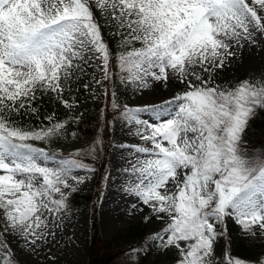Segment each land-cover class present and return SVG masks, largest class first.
<instances>
[{
    "label": "snow or ice",
    "instance_id": "snow-or-ice-1",
    "mask_svg": "<svg viewBox=\"0 0 264 264\" xmlns=\"http://www.w3.org/2000/svg\"><path fill=\"white\" fill-rule=\"evenodd\" d=\"M97 11L118 38L115 58ZM258 39L264 0H0V264H20L9 238L20 256L57 243L71 213L69 196L89 178L76 173L95 171L81 154L96 152L99 140L67 156L35 143L66 139V125L78 115L22 122L45 96L71 112L76 102L65 93L94 64L100 76L92 83L105 96L104 81L115 75L136 94L160 97L121 107L111 92V108L145 142L133 146L136 158L121 172L120 190L133 198L127 215L147 207L142 221L163 225L132 257L155 249L174 252L176 264H248L231 255L230 243L222 255L216 245L227 218L240 225L242 238L264 241V153L247 152L243 140L264 111V73L222 84L216 76Z\"/></svg>",
    "mask_w": 264,
    "mask_h": 264
},
{
    "label": "rangeland",
    "instance_id": "rangeland-1",
    "mask_svg": "<svg viewBox=\"0 0 264 264\" xmlns=\"http://www.w3.org/2000/svg\"><path fill=\"white\" fill-rule=\"evenodd\" d=\"M95 15L97 21L102 25V35L108 41L115 58L121 50L118 45V38L113 37L108 27L104 26V19L98 11ZM112 71L113 73L118 71L114 59ZM219 73L221 74V84L228 81H238L250 74L264 73V40L258 39V42L252 46L245 45L238 52L232 66L219 71ZM93 76L97 79L100 76V73L95 70V64L93 67L87 68V75L81 77L73 85L70 93H65L67 99L76 102L71 112L55 99L45 96L33 105L34 107L39 105L38 113L22 118L23 123L38 126L41 122L47 124L48 121L44 118L53 112L57 121L67 120L70 115H78L80 117L77 123L69 122L66 125L68 132L66 139H59L53 143H35L38 147H44L54 155L63 154L67 156L77 149H84L99 140L96 152L81 154L84 162L94 168L95 171L85 173L83 170H79L76 173L77 175H87L89 177L79 186V191L85 195H91L93 199H83L76 206L70 207L71 213L69 219L65 222L66 228L59 234L57 243L43 246L37 253L30 256H20L18 255L16 240L9 238L8 242L13 250L17 251V258L20 264H88V253L92 236V210L96 205L98 207L96 211L100 226L98 236L101 239L103 251L115 254L114 259L109 264H133L134 259H139L140 264H176L177 256L171 251L163 254L153 249L149 253H142L139 257H132L131 255L133 248H138L144 244L148 237L160 231L163 225L161 221L155 219L150 223L142 221L141 217L149 211L147 207H144L142 212L134 213L131 217L127 215L133 198L125 195L120 190L121 181L125 179L121 172L123 167H131V164L125 163L127 159L131 158L134 160L136 158L137 154L134 153L133 146H140L145 142L134 134V125H125L119 116L118 110H116L113 118L109 121L111 135L109 134L106 138L102 135V126L105 125L102 120L107 96L104 94L105 89L103 87H98L92 83ZM85 83L89 84L88 89L82 87ZM104 84L107 85L109 93H116L117 103L121 107L125 104L135 107L160 98L158 94H153L150 90L145 91L143 95H139L131 91V89L124 88L115 75L112 81H104ZM173 87L178 88L180 85H174ZM169 94L168 92L163 93V95ZM150 115V113L142 114L145 118ZM250 122L248 127H250ZM73 131L77 134L74 138L71 136ZM249 131L253 136L258 133L254 128H250ZM249 131L248 129L245 130L243 137L244 146L247 145L245 138L251 135ZM105 141L110 149L108 162L105 164L106 166L104 165V174L101 176L99 172L102 171V166L98 162L104 157ZM120 145H125L126 147H120ZM96 156L101 157L99 160L94 161L93 159ZM97 182H100V185ZM140 229L144 231L141 239L135 237L136 232L138 230L140 232ZM225 244L226 241L224 242L222 238L217 241V255H222ZM20 248H23V243L20 244ZM236 257L247 261L248 264H256L258 257L264 258V246L257 249L252 254V257L247 254L236 255Z\"/></svg>",
    "mask_w": 264,
    "mask_h": 264
},
{
    "label": "trees",
    "instance_id": "trees-1",
    "mask_svg": "<svg viewBox=\"0 0 264 264\" xmlns=\"http://www.w3.org/2000/svg\"><path fill=\"white\" fill-rule=\"evenodd\" d=\"M220 76L221 74L218 72L216 76L217 83H220ZM110 100L111 93H109V95L107 96L106 103L104 106V117L102 120V123L103 121L105 123V125L102 126V135L105 138L108 137L109 134L111 135L109 121L113 118V115L116 112V110H113L111 108ZM250 128H254L258 131V133L253 136L249 131ZM247 129L249 131V134L251 135L245 138L247 142V145L244 146L245 150L253 155H260L261 153H264V111H258L257 115L251 120L250 127H247ZM109 149L110 147H107L105 141L104 157H102V159L98 162L100 163V166H102V171L99 172L101 176H103L104 168L106 166L105 164L108 162ZM100 157L101 156H96L95 159H92L95 161L99 160ZM97 183L100 185V182ZM83 199L92 200L93 197L91 195H85L79 190L74 193H71L69 196L70 207L76 206L79 202H82ZM96 208L98 207H96L95 205L92 210V236L91 245L88 253V264H109L114 259L115 254L103 251V245L101 244V239L98 236V230L100 226L97 218L98 214ZM226 224L227 233L224 237L221 238L224 242L226 241L230 243V252L232 256L236 257V255L242 256L244 254H247L248 256L252 257V254L255 253L257 249H260L262 246H264V241L260 239L250 241L247 238H242L241 228L234 220L227 218ZM136 233L137 234L135 237L139 239H141V237L144 235V231L141 229L140 232L138 230V232Z\"/></svg>",
    "mask_w": 264,
    "mask_h": 264
},
{
    "label": "bare ground",
    "instance_id": "bare-ground-1",
    "mask_svg": "<svg viewBox=\"0 0 264 264\" xmlns=\"http://www.w3.org/2000/svg\"><path fill=\"white\" fill-rule=\"evenodd\" d=\"M260 127V126H259ZM110 246V245H109ZM102 249V248H101ZM108 252V251H107ZM118 257V256H117ZM115 262V261H114Z\"/></svg>",
    "mask_w": 264,
    "mask_h": 264
}]
</instances>
